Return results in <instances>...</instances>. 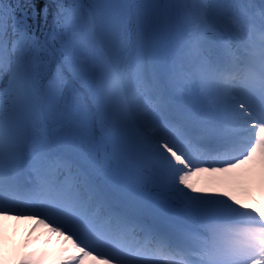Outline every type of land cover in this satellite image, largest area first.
Here are the masks:
<instances>
[{"label": "snow or ice", "instance_id": "6c2138e0", "mask_svg": "<svg viewBox=\"0 0 264 264\" xmlns=\"http://www.w3.org/2000/svg\"><path fill=\"white\" fill-rule=\"evenodd\" d=\"M14 2L0 220L34 222L25 247L42 226L70 242L57 264H264V210L203 182L264 168V0ZM168 6L183 37L159 56L149 13Z\"/></svg>", "mask_w": 264, "mask_h": 264}, {"label": "rangeland", "instance_id": "374dc122", "mask_svg": "<svg viewBox=\"0 0 264 264\" xmlns=\"http://www.w3.org/2000/svg\"><path fill=\"white\" fill-rule=\"evenodd\" d=\"M149 16L153 19V24L156 25L154 28V34L160 30V36L155 39V49L159 56H163L167 53L168 48L172 46L174 42H178L183 37V32L181 30L166 31L164 29L163 22L165 17L174 16V6H168L166 9L157 15L160 17V22L157 24L155 17L149 13ZM155 37V36H154ZM56 75V66L53 65L50 68V76L54 77ZM246 183L244 185H237L234 183L233 176L231 177L230 184L226 185L223 183L219 175L204 177L203 182L216 187L217 191L229 190L240 199L246 209L256 208L257 211L264 210V168L257 165L244 177ZM260 187L257 188V185ZM242 187H247L248 195H245L241 191ZM257 188V189H256ZM34 222L31 224L25 221H15L14 219L0 220V261L11 260L14 264H20V260L24 258L25 255L36 252L37 257L41 250H50L56 245L55 239L47 235V230L42 226L37 229L36 232L32 233V239L25 247V241L29 240L28 232L31 231ZM39 236L37 240L35 237ZM6 237V240H5ZM70 254V253H69ZM18 262V263H17ZM53 262H47L40 260L39 264H52ZM86 264H90V259L86 260Z\"/></svg>", "mask_w": 264, "mask_h": 264}, {"label": "bare ground", "instance_id": "6f19581e", "mask_svg": "<svg viewBox=\"0 0 264 264\" xmlns=\"http://www.w3.org/2000/svg\"><path fill=\"white\" fill-rule=\"evenodd\" d=\"M231 175L232 174H224V175H219V177L221 178L224 184L228 185L230 184ZM259 187L260 184L257 185V188ZM52 237L55 239L56 245L54 244L53 248H51L50 250H46V249L41 250L39 256L41 254H46L43 259L44 261L53 262L52 264H57V262L53 258L56 257L59 253H61L62 249L69 248L70 242H66L64 237H57L56 234H53ZM90 264H91V260H90Z\"/></svg>", "mask_w": 264, "mask_h": 264}, {"label": "trees", "instance_id": "16d2710c", "mask_svg": "<svg viewBox=\"0 0 264 264\" xmlns=\"http://www.w3.org/2000/svg\"><path fill=\"white\" fill-rule=\"evenodd\" d=\"M11 2H12L13 7H14L15 6L14 0H11ZM45 2H46V0H36V8H37V10H39L43 6V4ZM159 11H161V9H153L152 11H150V13L152 15H156L157 16ZM0 264H13V262L11 260H5V261L1 260Z\"/></svg>", "mask_w": 264, "mask_h": 264}]
</instances>
